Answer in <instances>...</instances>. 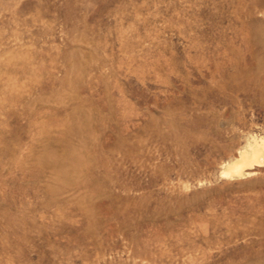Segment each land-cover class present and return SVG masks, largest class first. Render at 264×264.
<instances>
[{
	"label": "rangeland",
	"instance_id": "1",
	"mask_svg": "<svg viewBox=\"0 0 264 264\" xmlns=\"http://www.w3.org/2000/svg\"><path fill=\"white\" fill-rule=\"evenodd\" d=\"M0 264H264V0H0Z\"/></svg>",
	"mask_w": 264,
	"mask_h": 264
}]
</instances>
